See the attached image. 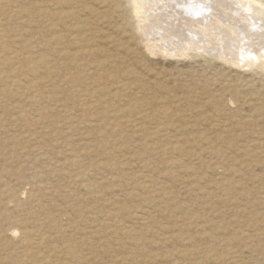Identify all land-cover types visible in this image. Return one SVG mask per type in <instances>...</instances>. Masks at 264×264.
<instances>
[{
	"label": "rangeland",
	"instance_id": "rangeland-1",
	"mask_svg": "<svg viewBox=\"0 0 264 264\" xmlns=\"http://www.w3.org/2000/svg\"><path fill=\"white\" fill-rule=\"evenodd\" d=\"M131 9L0 0V264H264V57L164 54Z\"/></svg>",
	"mask_w": 264,
	"mask_h": 264
},
{
	"label": "bare ground",
	"instance_id": "bare-ground-1",
	"mask_svg": "<svg viewBox=\"0 0 264 264\" xmlns=\"http://www.w3.org/2000/svg\"><path fill=\"white\" fill-rule=\"evenodd\" d=\"M128 3L133 9V13L136 14L137 22L139 24L137 29L139 28L148 39H155L157 41L160 39L163 40V42L159 44L155 43L154 47L162 51L164 54L172 56L186 55L189 50H192L212 53L230 61L235 59L238 60L239 55H245L246 51H250L248 55L246 54L248 59L245 58L246 62L248 60V62L252 63L253 61L260 60L261 57H264V55H262V52H264V1L128 0ZM74 11L71 13L60 9L56 11L57 13L52 12V16L55 13L59 15L62 14L61 16L64 18L70 17V15L76 13ZM238 16L243 17V20H245L246 23L242 22ZM64 21H66V19ZM248 23H251L254 26L250 27L251 24L248 26ZM225 26H227V29H232L231 31H233V35L238 38L237 45L234 46L233 43H231V40H233L232 38L228 37L227 40L224 38L221 39V36H223L222 28ZM239 27L242 28V30H239ZM227 34H230L229 30ZM24 59L25 57H23V61ZM17 71L19 70L17 69ZM29 235L30 233H26L25 238H29ZM70 253L73 255L75 254V251L72 250Z\"/></svg>",
	"mask_w": 264,
	"mask_h": 264
}]
</instances>
